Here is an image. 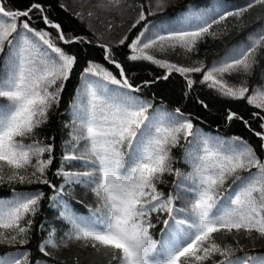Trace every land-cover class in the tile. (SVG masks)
<instances>
[{
	"label": "snow or ice",
	"instance_id": "obj_1",
	"mask_svg": "<svg viewBox=\"0 0 264 264\" xmlns=\"http://www.w3.org/2000/svg\"><path fill=\"white\" fill-rule=\"evenodd\" d=\"M58 7L68 11L62 2ZM93 7L118 15L115 28L135 12L115 39L93 31L118 75L81 55L76 46L93 41L66 32L51 18V4L28 0L18 8L0 0V186L9 189L0 196V246L10 249L0 264H264V151L239 135L207 133L180 107L169 110L154 103L155 94H141L173 73L183 78L185 97L203 85L226 109L223 122H242L264 150V0H198L178 17L158 16L169 0H97ZM74 15L83 21V12ZM115 28L107 23L109 36ZM233 34L238 39L210 62L199 56L201 41ZM121 46L127 51L118 53ZM81 59L62 121L67 138L50 179L55 137L42 138L39 130ZM142 62L162 74L137 82ZM253 76L258 83L250 86ZM231 101L258 109L250 116L260 130ZM197 102L211 112L205 100ZM174 149L188 171L173 167ZM166 175L174 177L167 193L158 187ZM89 194L93 203H85ZM44 201L60 227L40 222L42 255L34 257L24 246ZM73 246L91 251L83 259L58 255Z\"/></svg>",
	"mask_w": 264,
	"mask_h": 264
},
{
	"label": "trees",
	"instance_id": "obj_2",
	"mask_svg": "<svg viewBox=\"0 0 264 264\" xmlns=\"http://www.w3.org/2000/svg\"><path fill=\"white\" fill-rule=\"evenodd\" d=\"M40 2L44 4H51L53 6V11L50 12V16L52 19L59 21L64 30L66 32L71 31L75 34L84 35L93 41L92 44L88 45H77L76 48L80 49L82 56H87L90 59H93L96 62L103 63L109 70H113L114 74L118 75V70L114 69V65L107 64L106 61L102 58V50L96 45L95 36H93V31L97 35H102L104 40L115 39L120 34H122L128 27V20L130 17L135 16V12L129 11L125 15V22L123 27L115 28V25L119 24L120 17L114 13H107L102 9L95 8L93 5L97 3V0H83L79 7L75 5V2L72 0H40ZM64 3L68 11H64L63 9L58 7V3ZM129 3L139 4L140 0H127ZM145 6H147V0H144ZM198 2V0H169V7L165 9V12L158 13V16L162 17H178L180 16L189 5H194ZM202 2V0H200ZM243 2V0H240ZM28 4V0H14V6L18 8H24ZM83 5V7H81ZM91 10L93 12L92 17L87 16V12ZM83 12L84 19L81 21L77 18L74 13L75 12ZM94 16H96V21H93ZM111 21L114 25L115 30L111 33V36L106 31L107 23ZM38 27H43L42 24H38ZM135 31V30H133ZM239 34H233L229 37H223L221 39L213 40L208 38L206 41H201L199 44V56L201 58L206 57L207 61L210 62L217 54L222 53L223 49L226 45L231 44L236 39H238ZM69 47V46H65ZM76 48H72L73 51ZM122 51H127L123 49L121 46L118 49V53ZM172 59H176V57H171ZM117 59L121 61L124 60L122 54H118ZM86 63L85 60L81 59L78 61L77 67L74 69V74L70 78V81L67 82L65 91L62 93V98L60 101L59 108L50 115L49 121L46 125H44L39 131L42 138L54 136L55 137V155L56 159H54L53 164L51 166V170L48 175L50 179H54L52 173L54 169L58 166L59 156H60V146H61V138H67L66 133L67 129L62 127V121L67 119V105L71 99V96L74 94L75 86L79 83V71L82 70V67ZM126 70L128 64L124 65ZM136 77L135 79L139 82L142 79H153L154 76L162 74L163 70L157 68L154 65H151L148 62H142L135 69ZM250 86L253 84H257L258 81L255 76L250 78ZM183 84V78H181L178 74L173 73L168 81H160L157 84L149 86L148 89H145L141 94L146 98H151L153 94H155L154 103L163 104L169 110L180 107L182 111L186 114H191V117L194 118V123L201 127L205 132L211 133L213 135L219 134L221 136H232L239 135L244 139L248 140L249 143L256 148L257 153L261 154L262 149L259 148V138L254 137L253 133H250L240 121H234L231 124H225L222 120V115L225 108L221 107L220 102L215 97V94L211 89L203 86V85H195L194 90L189 93L187 97L183 95L181 85ZM212 93V95H209ZM198 99H203L211 108V112L203 109L202 106L197 102ZM228 106H230L233 110H236L244 115L246 119L250 120V124L253 128L260 130L258 128V123L255 119H252L250 114L252 111H259L258 109H253L251 106L246 105L245 101H231L228 102ZM196 116L201 117V119H195ZM203 120V122H201ZM46 142H52L50 140H46ZM181 150L174 149L173 155L177 158L173 162V167H180L183 171H188L189 168L185 165L181 159ZM174 177L165 176V182L163 184L158 185V187L167 193L171 188V181ZM37 186H32L35 188ZM41 189L48 191L46 186L40 185ZM30 190V189H29ZM9 192L7 186H0V196H3ZM74 206L86 212L87 209L83 207L81 204H75ZM85 203H93V198L91 194L87 198H85ZM56 215V210L50 208L47 201L42 202L40 213L36 217V225L34 228V236L30 245H25L26 248H31L32 255L39 256L36 249V245L38 240L41 237V233L39 231L40 222H48L49 224H55L57 228L60 227L58 221L54 220V216ZM243 242V241H242ZM5 246H0V254L9 251ZM91 250L79 249L73 246L70 249L62 250L58 255L62 258L69 259L76 255H79L81 259L88 255ZM47 259V258H45ZM100 264H107L106 260L101 261Z\"/></svg>",
	"mask_w": 264,
	"mask_h": 264
},
{
	"label": "rangeland",
	"instance_id": "obj_3",
	"mask_svg": "<svg viewBox=\"0 0 264 264\" xmlns=\"http://www.w3.org/2000/svg\"><path fill=\"white\" fill-rule=\"evenodd\" d=\"M75 2V5H77L79 7V4L83 1V0H72ZM80 2V3H79ZM80 8V7H79ZM93 21H96V16H94Z\"/></svg>",
	"mask_w": 264,
	"mask_h": 264
}]
</instances>
